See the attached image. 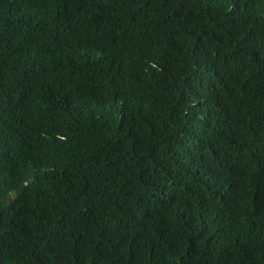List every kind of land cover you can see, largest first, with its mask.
Instances as JSON below:
<instances>
[{
  "label": "trees",
  "instance_id": "trees-1",
  "mask_svg": "<svg viewBox=\"0 0 264 264\" xmlns=\"http://www.w3.org/2000/svg\"><path fill=\"white\" fill-rule=\"evenodd\" d=\"M0 264H264V0H0Z\"/></svg>",
  "mask_w": 264,
  "mask_h": 264
}]
</instances>
